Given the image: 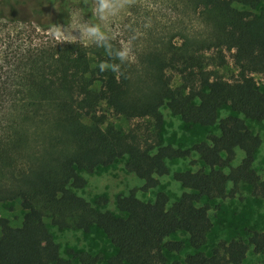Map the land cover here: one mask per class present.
Here are the masks:
<instances>
[{
	"label": "trees",
	"instance_id": "16d2710c",
	"mask_svg": "<svg viewBox=\"0 0 264 264\" xmlns=\"http://www.w3.org/2000/svg\"><path fill=\"white\" fill-rule=\"evenodd\" d=\"M14 1L0 0V20L30 31L18 34L20 44L0 66V204L19 202L26 213L22 225L5 234L0 264H71L62 259L51 227L102 231L117 250L106 264H243L251 249L264 255V233L253 232L247 242L220 243L211 256L197 252L183 263L166 256L184 249V242L170 240L178 233L188 236L193 250L206 244L213 223L202 199L235 198L248 185L264 200V174L253 168L262 141L246 123L264 122V0H149L175 13L176 21L163 25L152 9L140 15L135 5L134 21L147 20L135 62L122 58V47L105 35L92 0H32L43 14L36 21L18 18ZM75 8L103 36L97 44L49 35L70 23ZM225 51L234 52L237 74L231 78L222 73L229 66ZM103 103L137 125L126 131L106 123ZM164 107L184 124L218 125L220 135L192 150L163 145ZM223 107L242 117L219 120ZM237 149L245 156L233 167ZM192 152L209 171L176 172L174 179L190 192L170 207L166 193L144 202L132 191L117 198L122 216L116 217L101 210L106 199L92 204L72 191L86 186L78 171L92 173L124 158L126 171L149 191L170 173L167 162ZM74 257L81 264L102 261L87 253Z\"/></svg>",
	"mask_w": 264,
	"mask_h": 264
},
{
	"label": "rangeland",
	"instance_id": "374dc122",
	"mask_svg": "<svg viewBox=\"0 0 264 264\" xmlns=\"http://www.w3.org/2000/svg\"><path fill=\"white\" fill-rule=\"evenodd\" d=\"M153 2L149 3V0H111L109 8L100 9V0H92V9H97V11H93V14L104 30L105 35L111 37L114 42L119 44L122 50L127 47L130 50L129 59L133 62L136 61L135 54L138 47L142 46L146 40L144 30H146L145 24L147 22L144 17H137V19L139 18L138 21H134L131 13L133 6H141L140 15H144L142 13L144 9H152L153 12L158 14L155 23L161 22L163 25L176 21V15L170 9L171 6L169 4H154ZM34 6L32 0H16L14 1L13 12L18 18L36 21L42 18L43 14ZM237 7L241 10L251 11L247 7ZM259 11L260 9L253 10L256 14ZM185 26L190 29V19L185 21ZM90 28L95 27L91 25L79 8H75L72 10L70 23L53 27L49 31V35L55 37L59 42H79L85 46H93L103 36L99 33L89 34L88 29ZM23 31L29 33L30 29L20 24H11L0 20V66L3 64V58L6 54L15 50L20 44L18 42L20 39L17 40V36ZM225 54L229 66L222 73L227 78H231L237 74L233 63L234 52L225 51ZM174 77L176 84H179V78L175 74ZM260 78V76H257L258 80ZM161 113L164 116L161 133L163 145H170L175 149L192 150L195 144L206 141L209 136L220 135L218 125L203 128L184 124L178 117L172 115L167 107L162 108ZM100 114L104 116L106 123L123 128L126 131L138 123V121H129L122 116L116 115L104 103L100 107ZM227 117H242V115L235 113L229 107H223L219 111V120ZM246 123L250 130L255 135H258L262 141L261 147L255 154V162L253 164L254 170L262 175L264 174V122L246 121ZM244 156V152L237 149L233 167H238ZM126 161L127 158H124L110 167L97 168L92 173L78 171V175L86 181V186L83 189L72 188L73 193L92 204L96 203L100 198L106 199L108 203L101 210L109 211L114 216L120 217L122 214L116 206V200L119 196H128L132 191H135L138 199L144 202H154L157 194L166 193L170 200L168 204L170 207L185 192H190L174 179L176 172L187 170L197 172L203 167L206 171H209L200 161L199 156L192 152L190 158L167 162L170 173L159 178V185L156 188L144 191L145 182L126 171ZM201 205H207L210 208L209 214L213 223V228L208 234L206 244L199 251H196L190 247L188 236L185 233L171 236V241L184 242L185 246L181 252L166 253L170 263H183L188 256L197 252L211 256L213 249L220 243H230L231 241L247 242L251 233H264V200L255 198L251 187L248 185L240 187L239 194L235 198L202 199ZM25 213L19 202L0 204V245L4 242L5 234H8L11 229L22 225ZM50 231L55 242L59 245L62 259L70 261L71 264H81L75 259L74 253H87L94 257H100L102 259L101 264H106L111 257L117 254V250L104 233L97 228H92L88 233L76 230H60L54 227H51ZM243 264H264V255L255 253L251 249Z\"/></svg>",
	"mask_w": 264,
	"mask_h": 264
},
{
	"label": "clouds",
	"instance_id": "9594fccd",
	"mask_svg": "<svg viewBox=\"0 0 264 264\" xmlns=\"http://www.w3.org/2000/svg\"><path fill=\"white\" fill-rule=\"evenodd\" d=\"M111 6V0H100V9H107ZM93 11H97V9H93ZM80 27V26H79ZM89 34H97L98 29L96 28H90L88 29ZM129 49L127 47H124L123 51L120 52V56L122 58H129Z\"/></svg>",
	"mask_w": 264,
	"mask_h": 264
}]
</instances>
